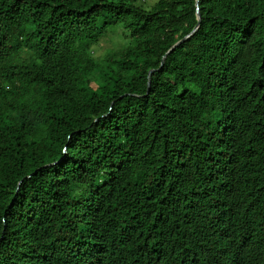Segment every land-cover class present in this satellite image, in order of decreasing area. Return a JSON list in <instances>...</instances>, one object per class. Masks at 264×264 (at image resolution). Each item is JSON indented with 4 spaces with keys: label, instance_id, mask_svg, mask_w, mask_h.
<instances>
[{
    "label": "trees",
    "instance_id": "16d2710c",
    "mask_svg": "<svg viewBox=\"0 0 264 264\" xmlns=\"http://www.w3.org/2000/svg\"><path fill=\"white\" fill-rule=\"evenodd\" d=\"M143 1L0 0V264H264V0Z\"/></svg>",
    "mask_w": 264,
    "mask_h": 264
},
{
    "label": "rangeland",
    "instance_id": "374dc122",
    "mask_svg": "<svg viewBox=\"0 0 264 264\" xmlns=\"http://www.w3.org/2000/svg\"><path fill=\"white\" fill-rule=\"evenodd\" d=\"M157 1L158 0H144L143 2H144V5L147 8H150ZM120 35L121 34L118 31V34H111L108 37L104 38L101 41V44H100V47L98 49L97 55L98 56H103L108 51L113 50V49L117 48L118 46L122 45L123 42H122V40H120Z\"/></svg>",
    "mask_w": 264,
    "mask_h": 264
},
{
    "label": "water",
    "instance_id": "95a60500",
    "mask_svg": "<svg viewBox=\"0 0 264 264\" xmlns=\"http://www.w3.org/2000/svg\"><path fill=\"white\" fill-rule=\"evenodd\" d=\"M197 21H198V23H197L195 29L193 30V32H192L189 36L185 37L183 40H181L180 42H178L177 44H175V45L171 48V50L168 51V53L166 54V56H167L168 54H170V53H171L176 47H178V46H180L181 44L185 43V42H186L190 37H192V36L195 34V32L199 29V27H200V15H199L198 8H197ZM164 60H165V57L163 58L160 67L163 66V64H164ZM152 72H153V71H151L149 74H151ZM149 88H150V78L148 79V90H149Z\"/></svg>",
    "mask_w": 264,
    "mask_h": 264
}]
</instances>
